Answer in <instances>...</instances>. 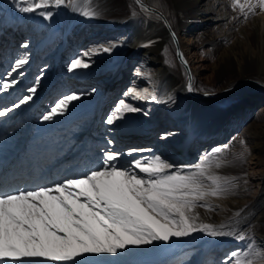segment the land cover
I'll use <instances>...</instances> for the list:
<instances>
[{
	"label": "bare ground",
	"instance_id": "1",
	"mask_svg": "<svg viewBox=\"0 0 264 264\" xmlns=\"http://www.w3.org/2000/svg\"><path fill=\"white\" fill-rule=\"evenodd\" d=\"M22 7L35 10L25 13ZM186 35L191 47L209 52L212 79L220 84L243 69L264 68V7H248L241 0H65L59 6L54 0H0V74L27 58L21 82L0 95V107L28 94L27 87L39 78L35 98L0 118V130L8 127V141L0 145V192L83 176L100 166L103 144L113 139L122 151L150 148L143 154L149 164L200 165L189 173L197 174L209 192L217 185L224 190L196 201L187 215L199 226L250 237L192 234L127 247L110 257L83 255L75 264H221L233 250L232 264H264V115L253 113L264 97L217 113L205 102L214 93L210 84L202 85L206 82L185 57L190 54ZM75 59L88 67L70 70ZM50 86L51 96L74 93L78 99L62 120L37 123L30 133L37 100ZM114 97L113 124L108 125L109 115L101 122L98 109ZM120 100L141 111L129 112ZM87 142L93 146L84 148ZM252 154L263 161L256 182L246 173L245 159ZM23 264L71 261L36 258Z\"/></svg>",
	"mask_w": 264,
	"mask_h": 264
},
{
	"label": "snow or ice",
	"instance_id": "2",
	"mask_svg": "<svg viewBox=\"0 0 264 264\" xmlns=\"http://www.w3.org/2000/svg\"><path fill=\"white\" fill-rule=\"evenodd\" d=\"M54 2L59 6L65 0ZM260 5L264 7V0H260ZM34 10L33 7L20 8L25 13ZM44 15L50 17L51 13ZM172 35L174 39L175 34ZM179 55L182 58V54ZM26 63V57L17 59L9 71L0 74V95L15 90L23 77L21 68ZM80 67L88 65L75 59L70 70ZM38 83L39 78L27 87L28 94L10 106L0 107V118H6L31 102L38 91L35 86ZM77 99L74 93L65 95L43 120L50 121L54 115L63 114L68 104ZM119 104L129 112L141 111L126 105L124 100ZM105 123L112 125L113 116L109 115ZM107 144L109 147L101 151L100 166L89 169L83 176L33 189L0 192V264H23L25 259L36 258L75 264L83 255L118 254L127 247L169 242L170 238H187L192 234L227 235L241 241L250 239L243 231L224 233L210 225L199 226L187 215L196 201L224 190L217 185L209 192L197 174L189 173L193 167L201 168L200 165L178 166L167 161L153 165L143 159L144 153L152 152L150 148L130 147L122 151L114 147L113 139H108ZM124 157L132 159L124 160ZM153 158L161 160L159 156ZM177 168L184 171L178 172ZM236 256L233 250L221 264H232L230 258Z\"/></svg>",
	"mask_w": 264,
	"mask_h": 264
},
{
	"label": "rangeland",
	"instance_id": "3",
	"mask_svg": "<svg viewBox=\"0 0 264 264\" xmlns=\"http://www.w3.org/2000/svg\"><path fill=\"white\" fill-rule=\"evenodd\" d=\"M250 1V2H249ZM254 1V2H253ZM242 3H244V5H247L248 7L250 6H254L255 8H263L261 5H260V0H241ZM152 11L153 13H156V14H159V9L156 8V7H153L152 8ZM172 39V38H171ZM183 39H186L185 40V44L188 45L189 50H190V54L187 55L185 57H187V59H189V65L190 67L195 71L196 75L198 76V79H200L201 81H205L206 83H202L203 86H207V88H210L212 89L213 92H215L220 83L219 82H216L212 79V75H211V72H210V66H209V61L206 60V58L208 57V51H206V53L203 52H200V50H196L195 48L191 47V44H192V41L189 40V37L186 35ZM189 41V42H188ZM191 41V42H190ZM204 49L206 50V48L204 47ZM190 55H193V57L190 59ZM60 59H58V61H60ZM107 81V80H106ZM110 81V80H109ZM52 86V85H51ZM49 87L46 91L43 92V94L41 96H39L40 98L37 100V108H36V111L32 114V124H31V127H30V133H32V131L36 130V127H37V123L38 124H43V123H46V122H53L54 120H58V119H63L67 113H69V106H70V103L68 104L67 106V109L64 111L63 114H56L54 115L53 119L50 120V121H44L43 120V116L48 114V112L51 110L52 107L55 106L56 103L59 102L60 99H62V95L60 94H54L53 96L52 93L54 92L53 90V87ZM53 89V90H52ZM50 95V96H48ZM117 100L118 98L117 97H114L113 99L110 100V102L105 105V106H101L98 111H99V116H100V121L103 122V120L106 119V117L108 115L111 114L112 110L116 107L117 105ZM44 103V104H43ZM264 102L263 101H259L257 102L254 107H253V113L254 114H261V115H264V111L262 110V104ZM43 105V106H41ZM261 111V112H260ZM38 112V113H37ZM12 124H14L15 122H11ZM9 123V124H11ZM8 130V127L5 126L3 128H1V134H0V145L6 141H8L7 137H8V134H7V131ZM29 133V134H30ZM30 136V135H29ZM88 144V145H87ZM93 146V142H87L86 144L84 143L83 147L86 148V147H92ZM103 146L105 148H108V144L105 143L103 144ZM199 152L197 153H194V156L198 155ZM192 157L193 159H196V157ZM56 158L55 156L52 157V159ZM98 160L100 161V156L98 157ZM262 162L259 157L255 154H252L251 156L247 157L245 159V163L247 165V169H246V173L247 175H249V178L251 179L252 182H256L259 178V174H260V170L262 169ZM42 170H43V166L40 167ZM39 171H41L39 169ZM42 172V171H41ZM16 190H18V188H16ZM251 192L255 190V187L250 189ZM15 192V191H13ZM136 247V246H134ZM138 247V246H137ZM125 250H121L119 251L118 253H122L124 252ZM105 256L107 257H110V255H117V254H104ZM109 255V256H108ZM101 256V255H99ZM105 256H101L102 258H107ZM99 257V258H101Z\"/></svg>",
	"mask_w": 264,
	"mask_h": 264
},
{
	"label": "water",
	"instance_id": "4",
	"mask_svg": "<svg viewBox=\"0 0 264 264\" xmlns=\"http://www.w3.org/2000/svg\"><path fill=\"white\" fill-rule=\"evenodd\" d=\"M250 97H264V68H247L227 77L205 102L225 114Z\"/></svg>",
	"mask_w": 264,
	"mask_h": 264
}]
</instances>
